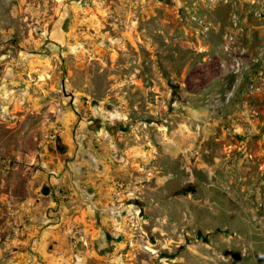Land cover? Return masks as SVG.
Listing matches in <instances>:
<instances>
[{
  "label": "rangeland",
  "instance_id": "obj_1",
  "mask_svg": "<svg viewBox=\"0 0 264 264\" xmlns=\"http://www.w3.org/2000/svg\"><path fill=\"white\" fill-rule=\"evenodd\" d=\"M8 89L57 107L0 97V245L29 197L34 126L65 99L105 141L139 264H264V0H0Z\"/></svg>",
  "mask_w": 264,
  "mask_h": 264
},
{
  "label": "crops",
  "instance_id": "obj_2",
  "mask_svg": "<svg viewBox=\"0 0 264 264\" xmlns=\"http://www.w3.org/2000/svg\"><path fill=\"white\" fill-rule=\"evenodd\" d=\"M28 93L14 97L8 89L0 95L1 104L7 112L17 108L24 113L57 107L49 105L52 94L41 98L35 89ZM59 105L55 122L64 153L56 151L51 136L54 124L39 120L31 141L34 154L28 162L33 172L24 186L29 197L22 202V210L1 225L2 264H139L127 249L131 238L119 236L117 212L112 211L117 208L113 203L116 188L108 182L106 167L110 158L104 149L100 153L94 149L95 141H103L101 133L90 134L83 122L77 125L67 100ZM41 127L46 128L41 130L43 136L37 134Z\"/></svg>",
  "mask_w": 264,
  "mask_h": 264
},
{
  "label": "built area",
  "instance_id": "obj_3",
  "mask_svg": "<svg viewBox=\"0 0 264 264\" xmlns=\"http://www.w3.org/2000/svg\"><path fill=\"white\" fill-rule=\"evenodd\" d=\"M60 132V128L57 125H54V128H53V133H52V138L54 139L55 137H57L58 133ZM116 186H121L120 184H116ZM115 193H118L117 191ZM134 245V240L131 238L128 242H127V246L128 247H132ZM76 244L73 245V247H75Z\"/></svg>",
  "mask_w": 264,
  "mask_h": 264
}]
</instances>
